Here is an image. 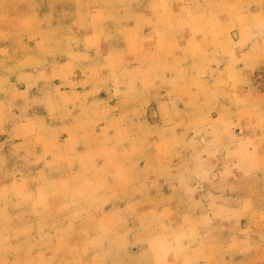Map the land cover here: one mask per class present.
Wrapping results in <instances>:
<instances>
[{
	"label": "rangeland",
	"instance_id": "obj_1",
	"mask_svg": "<svg viewBox=\"0 0 264 264\" xmlns=\"http://www.w3.org/2000/svg\"><path fill=\"white\" fill-rule=\"evenodd\" d=\"M0 264H264V0H0Z\"/></svg>",
	"mask_w": 264,
	"mask_h": 264
}]
</instances>
